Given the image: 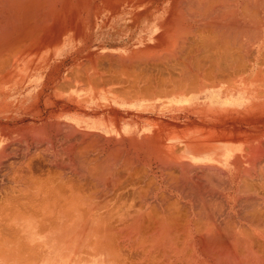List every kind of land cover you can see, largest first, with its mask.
Here are the masks:
<instances>
[{
    "label": "bare ground",
    "instance_id": "obj_1",
    "mask_svg": "<svg viewBox=\"0 0 264 264\" xmlns=\"http://www.w3.org/2000/svg\"><path fill=\"white\" fill-rule=\"evenodd\" d=\"M257 89L264 0H0L4 240L39 264H264V183L143 158V113Z\"/></svg>",
    "mask_w": 264,
    "mask_h": 264
},
{
    "label": "crops",
    "instance_id": "obj_2",
    "mask_svg": "<svg viewBox=\"0 0 264 264\" xmlns=\"http://www.w3.org/2000/svg\"><path fill=\"white\" fill-rule=\"evenodd\" d=\"M214 93L216 94L214 95ZM226 95L227 93L224 92H211L210 90H207L198 94H194L192 99H190L188 103L180 104L172 102V110L169 113H143V128H147V132L151 135L149 136L150 138L148 137V139L144 142V144H146L144 148L146 149L147 156L144 154L143 158L156 159L160 157H166L168 159H177L183 156L188 159L193 165V169H190V173H196L194 171H196V169L198 168H204L205 170L211 169L213 167L217 168L221 170L220 174L223 177V179L220 180V182H223H219L220 184L218 183V188L219 186H221L219 190L223 193L226 192L225 195L227 196L229 194H233L232 192H234L236 189L240 191L241 188L243 189L247 187L243 185H246V183H241L244 177V181L246 179L249 180V185L251 182L252 185L255 184L254 182L256 181V184L254 186L257 187V189H255L254 186L252 188L258 190L257 184H259L260 187L261 184L264 183V117H261L264 116V89H257L255 90V92H253L255 104L247 106V108H245V105H224L220 103L221 100L224 99L223 97L226 98ZM143 102V107L144 105H146V110L147 108H152L150 107L151 104L149 99ZM216 106L217 108H219L217 109ZM163 108L164 107L159 109L164 110ZM218 112L219 116H217ZM220 118L222 119L220 120ZM253 118H255V120H252ZM225 120L228 122H226ZM223 121L225 122L223 123ZM184 128L188 130V138L183 140L182 138H180L179 132ZM259 146L260 149H258ZM148 147L149 149L152 147L150 150H152L153 152L147 150ZM171 154H173L174 156ZM240 159L242 161H240ZM201 162L202 164H199ZM253 164H255V166ZM256 164L258 166L262 165L263 168L261 166V169L258 168ZM253 166L255 168H253ZM259 169L262 172L260 174ZM205 174H208V172H206ZM233 181L236 183H234ZM225 183H227L226 187L224 186ZM153 184L155 185V183ZM240 185L243 187H240ZM162 186H164V184ZM244 190H247V188ZM261 190L262 189L260 188L259 191ZM0 228L2 229L1 223ZM2 233L3 231L0 233V264H27V262L28 264H39L36 262H38L39 259H43V253L39 251L37 252L30 249H28L27 251H19L17 248L13 247V244H11L12 240H10V242L4 240V234ZM6 235L12 236L11 234ZM6 242L7 244H5ZM9 243L11 244V246L9 245ZM28 256H30V259H27ZM35 259H37L38 261ZM22 261L25 263H23ZM72 261L73 258H69L68 262L59 264H77Z\"/></svg>",
    "mask_w": 264,
    "mask_h": 264
},
{
    "label": "rangeland",
    "instance_id": "obj_3",
    "mask_svg": "<svg viewBox=\"0 0 264 264\" xmlns=\"http://www.w3.org/2000/svg\"><path fill=\"white\" fill-rule=\"evenodd\" d=\"M175 160L177 161V159H171L170 161L175 162ZM153 167L156 168L155 163H153ZM144 171H146V170H144ZM144 171H143V172H144ZM190 172H191V170L189 169L188 172H187L188 176H189L191 179H194V174H195V173L193 174V173H190ZM191 176H192V177H191ZM224 186L226 187V183L224 184ZM0 198H2V197H0ZM124 252H125V254L127 253V251H124ZM124 252L121 253V254L118 253L119 255L117 254L116 256H112L113 260H114V258L117 259V260H118L119 258H122L123 255H124ZM133 257H134V256H133ZM116 263H117V262H116ZM143 263H145V262L143 261ZM126 264H127V263H126ZM128 264H129V263H128ZM132 264H133V263H132Z\"/></svg>",
    "mask_w": 264,
    "mask_h": 264
}]
</instances>
